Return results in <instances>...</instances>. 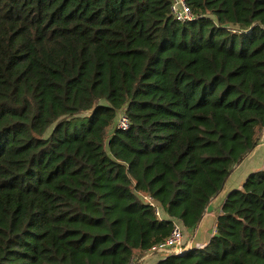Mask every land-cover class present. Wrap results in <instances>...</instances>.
Segmentation results:
<instances>
[{
    "label": "trees",
    "instance_id": "obj_1",
    "mask_svg": "<svg viewBox=\"0 0 264 264\" xmlns=\"http://www.w3.org/2000/svg\"><path fill=\"white\" fill-rule=\"evenodd\" d=\"M173 1L0 0V264L139 261L261 143L264 0ZM158 264H264V168Z\"/></svg>",
    "mask_w": 264,
    "mask_h": 264
},
{
    "label": "crops",
    "instance_id": "obj_2",
    "mask_svg": "<svg viewBox=\"0 0 264 264\" xmlns=\"http://www.w3.org/2000/svg\"><path fill=\"white\" fill-rule=\"evenodd\" d=\"M260 162H262V165L259 168ZM243 167H245L244 168L245 170L243 169L239 171ZM263 167H264V145L263 143H260L256 147V149L241 164L235 167L234 172L232 173V175L226 182V185L223 191L212 199L198 227L193 232H189L191 235V238H193L192 240H194L198 238L199 228L203 227L204 229V236L202 237V239L197 241L196 244L194 243V245L191 243L192 247L194 248L193 250H196L199 246H206L209 240L211 239V237L215 235L217 218L219 214L221 213L223 204L225 200L227 199V197L229 196V194L237 190L239 191L242 190L243 185L245 184L247 179L251 175L261 171ZM229 181H231L230 182L231 189L228 193H226L225 188L228 185ZM221 195L223 196L222 197L223 199L218 201L217 199ZM210 226L212 227V229L213 228L214 229L212 230ZM163 258L164 257H162L161 255H150L146 253V255L142 259H140L139 261H135L132 264H158V262L160 260H163Z\"/></svg>",
    "mask_w": 264,
    "mask_h": 264
},
{
    "label": "built area",
    "instance_id": "obj_3",
    "mask_svg": "<svg viewBox=\"0 0 264 264\" xmlns=\"http://www.w3.org/2000/svg\"><path fill=\"white\" fill-rule=\"evenodd\" d=\"M171 15L180 23L186 24L194 20V14L190 9L187 0H174L171 6ZM118 129L122 131H127L131 127V121L126 113H121L117 121ZM262 143L264 145V130L262 132ZM147 202L155 208L156 215L162 218L161 210L159 209L157 203L154 199L148 198ZM205 246H199L197 249H203ZM194 248L191 243H188L185 239V232L182 225L173 220V230L170 237L148 251L150 255H161L166 259L170 256H183L188 252L192 251Z\"/></svg>",
    "mask_w": 264,
    "mask_h": 264
},
{
    "label": "rangeland",
    "instance_id": "obj_4",
    "mask_svg": "<svg viewBox=\"0 0 264 264\" xmlns=\"http://www.w3.org/2000/svg\"><path fill=\"white\" fill-rule=\"evenodd\" d=\"M261 143H262V140H261ZM261 165H262V162H260V164H259V168L261 167ZM245 167H243L242 169H240L239 171H241V170H243ZM264 168V167H263ZM258 169V168H257ZM245 170V169H244ZM263 170V169H262ZM260 172V171H259ZM230 182L231 181H229V183H228V185L226 186V188H225V190H226V193H228L229 191H230V189H231V185H230ZM223 196L221 195L217 200L219 201V200H222L223 198H222ZM212 224H213V222H212ZM212 226V225H211ZM210 226V227H211ZM211 229H212V227H211ZM214 229V228H213ZM212 229V230H213ZM204 236V229H203V227H201V228H199V234H198V238L197 239H194V240H192L193 238H191V235H190V233L189 232H185V239L188 241V242H190V243H192L193 245H194V243L196 244V242L197 241H199L200 239H202V237ZM205 237H207V236H205Z\"/></svg>",
    "mask_w": 264,
    "mask_h": 264
}]
</instances>
